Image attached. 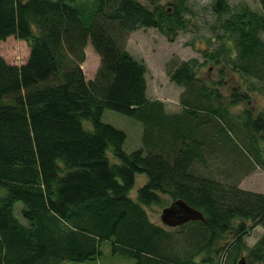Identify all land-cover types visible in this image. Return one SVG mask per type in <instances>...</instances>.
Instances as JSON below:
<instances>
[{
    "label": "trees",
    "instance_id": "1",
    "mask_svg": "<svg viewBox=\"0 0 264 264\" xmlns=\"http://www.w3.org/2000/svg\"><path fill=\"white\" fill-rule=\"evenodd\" d=\"M148 2L0 0V43L30 45L21 65L0 52V264L93 261L104 241L134 264H239L244 250L248 264H264V231L245 240L264 230V193L212 174L218 156L226 172L264 168V109L248 92L264 93V14L212 1L203 60L169 63L184 88L171 113L148 96L147 64L127 41L141 28L173 39L196 25L184 0ZM89 43L101 57L93 79L82 67ZM207 64L240 74L247 91L225 96L224 81L204 75ZM105 109L141 121L146 147L127 152L125 130L103 120ZM138 174L145 182L136 187ZM162 195L205 220L154 222L146 207L166 205Z\"/></svg>",
    "mask_w": 264,
    "mask_h": 264
},
{
    "label": "rangeland",
    "instance_id": "2",
    "mask_svg": "<svg viewBox=\"0 0 264 264\" xmlns=\"http://www.w3.org/2000/svg\"><path fill=\"white\" fill-rule=\"evenodd\" d=\"M145 4H149L148 0H142ZM213 0H184V3L191 7L190 10H182L183 15L186 18H190L195 23V27L192 30H179L174 34V38L170 39L165 34L160 32L157 28H141L130 34L127 41V49L137 58L143 60L148 67L147 79H148V96L151 99H159L165 103V109L167 112L181 111L182 105L180 102V96L184 88L171 80L168 73V66L170 61L176 59H191L199 58L203 60L202 54L199 49L205 46L206 36L211 35L209 33L208 24L216 18L212 12ZM232 6L240 7L247 5L253 10L264 14V3L262 0H229ZM159 2L165 7L172 6L177 0H159ZM264 37V32H262ZM0 52L4 58L14 64L21 65L28 59L30 53V45L26 40L19 39L15 36H9L0 43ZM101 57L95 51L94 47L89 43L86 47V60L83 62L82 67L88 79H93L100 66ZM204 75L206 78H213L214 80L222 79L224 81L223 86L220 88L225 96H229L231 91L238 87L247 91V87H244V80L238 73H233L225 66H215L207 64L205 67ZM251 94V103L254 109H264V93L261 91H248ZM103 120L114 124L115 126L125 130L127 138L124 144V149L127 152H131L134 149L144 147L143 145V133L145 131L144 124L134 117L120 113L112 109H105ZM146 147V146H145ZM212 169L215 176L228 179L236 182L240 187L250 189L253 191L264 193V168L259 166L251 169L241 171L240 167L234 169H228L230 165H224L221 157L212 159ZM203 172H207L203 166H199ZM221 171V174L220 172ZM226 172V173H225ZM241 177V179H238ZM145 182V175H137V185L140 186ZM136 188L132 190V195L135 196ZM166 205H160L154 203L151 207H146L151 219L154 222L163 225L161 220V211L163 208L169 206L174 200L169 196L162 195ZM22 205V202H17V209ZM263 227L261 225L255 226L250 233L246 236V243L253 245L263 233ZM230 238L227 235L226 239ZM103 255L93 261L75 262L66 261L64 264H134L133 259H127L119 255H113L111 244L109 241L102 243ZM243 254L246 258L245 262L248 264L249 257L248 251L244 250ZM240 258V257H239ZM254 264H259L258 262Z\"/></svg>",
    "mask_w": 264,
    "mask_h": 264
},
{
    "label": "water",
    "instance_id": "3",
    "mask_svg": "<svg viewBox=\"0 0 264 264\" xmlns=\"http://www.w3.org/2000/svg\"><path fill=\"white\" fill-rule=\"evenodd\" d=\"M161 220L164 225L175 227L191 220H205L202 211L190 205L186 200L179 198L161 211ZM246 258L242 256L239 264H246Z\"/></svg>",
    "mask_w": 264,
    "mask_h": 264
}]
</instances>
